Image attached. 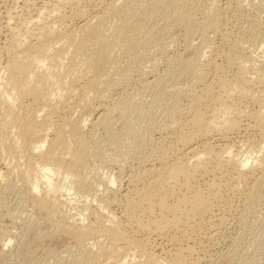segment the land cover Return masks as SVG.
<instances>
[{
  "label": "bare ground",
  "instance_id": "bare-ground-1",
  "mask_svg": "<svg viewBox=\"0 0 264 264\" xmlns=\"http://www.w3.org/2000/svg\"><path fill=\"white\" fill-rule=\"evenodd\" d=\"M41 1L22 0L0 15V217L25 216L32 200L51 232L74 242L55 254L48 238H38L48 264H187L191 233L227 190L243 196L238 224L251 229L246 214L264 200V18L254 5L92 0L90 14L85 0ZM249 6V35L246 23L234 35L226 15ZM179 40L193 52L185 61L183 52L168 54ZM183 76L186 85L174 84ZM245 118L255 137L210 141L238 135ZM156 120L169 136L158 145L146 135ZM104 167L116 173L105 176ZM17 183L21 207H11L6 191ZM10 228L0 226V256L15 238ZM163 239L171 246L158 254L154 244ZM246 243L241 254L240 243L239 254L238 246L223 253L229 264L263 263L248 258L255 256Z\"/></svg>",
  "mask_w": 264,
  "mask_h": 264
},
{
  "label": "rangeland",
  "instance_id": "rangeland-1",
  "mask_svg": "<svg viewBox=\"0 0 264 264\" xmlns=\"http://www.w3.org/2000/svg\"><path fill=\"white\" fill-rule=\"evenodd\" d=\"M88 0H85V4H83L84 5V7L85 6H87L86 7V9L88 10V13H90V12H92V10L91 9H93L92 7H93V4H95V2H93L92 3V0H89V2H87ZM249 2H251V4H253L254 6V8H253V10H255V12H258V14H259V16L262 18H264V0H248ZM6 4H5V3ZM3 2V4H1L2 6V10L0 9V15L4 12V11H7V10H9V8L11 9V11L14 9V11H16V10H18L19 8H21V6H22V0H5ZM91 2V3H90ZM223 2H226L225 0H219V3L221 4L222 3V5H224L225 3H223ZM254 2V3H253ZM256 3V4H255ZM35 4H36V6L37 7H39V5L41 6L43 3H42V1L41 0H35ZM19 6V7H18ZM9 7V8H8ZM250 7V9L248 8V7H245V8H243V10L241 11L242 13H237L236 11H229L230 13H228L227 15H226V17H227V21H229L230 23H229V28H231V31H232V33L234 34V35H237V32H235V31H238L241 27H243V26H240V25H243V23L245 24L246 23V25H244L246 28H247V30L251 27H248L249 25H247L248 23L250 24V22L252 21V20H254V18H252V17H250V16H255V14L253 13L252 15H251V12L249 13V10L250 11H252V9H251V6H249ZM256 8V9H255ZM258 8V9H257ZM71 8H67V12L69 13V16L71 15V10H70ZM248 9V10H247ZM70 10V11H69ZM1 11H3V12H1ZM235 12V13H234ZM262 12V13H261ZM232 13V16L230 15ZM238 15H237V14ZM261 13V14H260ZM91 14V13H90ZM236 15V16H234V15ZM4 15V14H3ZM244 16V17H243ZM247 16V18H245ZM226 17H224V19L226 18ZM231 19V20H228L229 18ZM234 17V18H233ZM249 17V18H248ZM251 18V19H250ZM248 19H250V20H247ZM3 20H5L4 18L2 19L1 18V21H3ZM234 21V22H232L231 23V21ZM241 20V21H240ZM237 21V22H236ZM240 21V22H239ZM243 21V22H242ZM250 21V22H249ZM236 23V24H235ZM234 25V28L235 29H237V27H238V29L237 30H235L233 27H230V26H233ZM237 25V26H236ZM251 25V24H250ZM168 27H169V34L171 35V33L170 32H172L173 34H172V36H174V37H176L177 36V34L179 35L180 34V32H179V30L178 29H176L174 26H173V23H169L168 24ZM233 28V29H232ZM172 30V31H171ZM178 31V32H177ZM7 33V31H6V29L5 28H2L1 29V34H2V39H1V41L3 40V38L5 39V38H7V36H8V34H6ZM4 34H6L5 36H4ZM175 34H176V36H175ZM211 34V35H210ZM210 34H208L209 35V37H211V36H213V37H211L210 39L212 40V38H214L213 39V42H214V45H216V46H214L216 49H218V50H222V49H224V48H222V47H224V45L221 43V41H220V39H219V37L217 38V36H214V34H212V33H210ZM245 35V34H244ZM249 35V30L246 32V35H245V37H247ZM4 36V37H3ZM177 38H179V37H177ZM218 39H219V41H218ZM179 44H177L176 46H172V47H170L171 49L174 47V50L172 49H169V50H171V51H169L168 50V54L169 55H173V53H177V50L179 51L178 52V54H180L181 52H183V53H181L180 55H182L181 57H183V59L182 60H186V58L188 59L189 58V55H190V57H191V54L193 53L192 52V50H186V51H183L184 49H182L183 47H182V41L181 40H179ZM216 43V44H215ZM219 43V44H218ZM179 45V46H178ZM218 46V47H217ZM177 47H179V48H177ZM181 47V48H180ZM177 48V49H176ZM222 48V49H221ZM182 50V51H181ZM176 51V52H175ZM204 51V53L206 54V52L208 51L207 49L206 50H203ZM192 52V53H191ZM208 53V52H207ZM184 57H186V58H184ZM184 60V61H185ZM221 59H218L217 60V62L219 63V61H220ZM221 63V62H220ZM208 71H209V69H208ZM186 77V78H185ZM188 76H183L182 78L180 77V78H178L177 80H175V81H177V83L174 81V84H176V85H181V86H184V85H186L187 84V82H188V79H189V77L187 78ZM180 79H182V80H180ZM185 80V81H184ZM182 83H183V85H182ZM181 98V99H180ZM179 99L181 100V101H179V103H181L182 102V105H184V102L186 101L187 102V99L185 98V96L183 97V96H181V97H179ZM183 99H184V101H183ZM247 101V102H246ZM243 103H242V105H245V107L247 106V103H248V110H252L253 111V109H255V107H254V105H252V103L249 101L248 102V100H243L242 101ZM250 103V104H249ZM158 120L160 119V121H158V120H156V123L154 122V124H153V126H151L152 128H148L147 130H149L148 132L146 131V135H147V137L149 136L150 138H151V142L153 143L155 140V143H153V144H156V145H158V143H160V141H161V143H162V141H166V140H168L169 139V136L167 135L166 136V134H165V132H159L160 130L159 129H157V127H158V125H160V123H158V122H161V117L160 118H157ZM158 121V122H157ZM245 123H247V124H245ZM158 124V125H157ZM248 124H250V122H249V120L248 119H243L242 120V127H240V132L238 133V135H240V136H238L237 134H233V135H235V137H233V135L231 134V136L229 135V137H228V139H226V140H218V137H216L215 136V138L212 140V139H210V141L213 143V144H215L216 143V145L219 143L220 145L222 144V142L221 141H223V144H225L224 142H226V144H229V143H231V142H233L234 141V139L235 140H237V139H240V137H241V139L243 138L244 139V137L246 138L247 137V132H249V134L251 133V135H252V132H255L252 136L253 137H255L256 136V131L254 130V129H252V128H249V126H248V128H246L247 126L246 125H248ZM119 125V124H118ZM118 125H116V128H117V130H119V128L117 127ZM157 125V126H156ZM119 127H120V125H119ZM245 127V128H244ZM242 129H245V130H242ZM247 129V130H246ZM244 132V133H243ZM162 133H164V134H162ZM245 133H246V136H244L245 135ZM159 134V135H158ZM248 134V135H249ZM237 135V136H236ZM251 135H249L250 137H251ZM248 136V137H249ZM148 137V138H149ZM166 139H165V138ZM237 137V138H236ZM153 138V139H152ZM164 138V139H163ZM160 139H162V140H160ZM158 140V141H157ZM227 140L229 141V142H227ZM214 141V142H213ZM157 142V143H156ZM160 143V144H161ZM135 161H133L132 160V163L130 162V165H129V168H130V170H133L135 167H137L138 166V161L136 160V159H134ZM136 162V163H135ZM133 164V165H132ZM136 165V166H135ZM109 168L110 167H104V168H102L104 171H102L104 174H105V176L107 175H112V172H114L113 174H115L116 172V169L115 168H113V167H111V170H109ZM113 169V170H112ZM110 171V172H109ZM112 171V172H111ZM15 181V182H14ZM17 181L15 180V178H14V180H13V183H16ZM19 183V182H18ZM18 183L17 184H15L16 185V187H14V189H12L13 191H11V190H7L6 191V202H7V204H9L8 206H11V207H13L14 206V204L17 206V207H21V206H19L20 204L18 203V201H16V199L17 200H19V195H20V190H21V188H20V185L18 186ZM20 184V183H19ZM202 184V183H201ZM125 187V186H124ZM124 187H123V189H124ZM202 187H203V184H202ZM15 188H18V191H17V189L15 190ZM204 188V187H203ZM223 190H227V189H223ZM228 192H224V191H222V195H223V201H221V200H219V201H217L215 204H216V208L214 207V211H215V213H214V211H213V213H211L210 215H212V216H210V215H207L205 218H204V220L202 221V222H204V223H202L201 224V226H198V227H200L201 229H199L198 227V229L196 228L195 229V231H194V233L192 232L191 233V238H192V240H191V238H190V240L192 241H190L189 240V245H190V243H191V247L193 246V248L194 249H192V250H194L192 253H191V255H192V257L194 258H190L189 257V255H188V257H186V262L185 263H187V264H192V261H193V263L195 264H229V262H230V260H231V258H232V256H227V257H224V256H226L225 254L227 253V251L228 250H234V247H236V246H238V247H236L237 249L239 248V243H240V247H242V251L241 250H239L238 252H236L237 254H239V252H240V254L241 253H243L244 251H245V243L248 245V241L249 240H251V242H252V248H251V252H252V256H255L256 257V259H255V257H251V254L250 253H248V258L250 259V260H254V261H257V259H259V260H261V262L263 261V263L262 264H264V224L261 222V220H263L261 217H263V215H264V200H262L261 202L259 201V202H255V208L253 207L252 208V210L249 212V213H247L246 214V217H247V221H249V223H250V226L253 228V225L254 224H256V225H254V228L252 229H250V228H248V226L246 227L245 225L243 226V225H240L242 222L241 221H238V220H240V219H238V218H240L241 216H242V214H243V211H242V207H243V196L241 197V194L239 195V193H237V192H233V191H231V190H227ZM263 191H264V188H263ZM231 192H233V194L231 193ZM19 193V194H18ZM226 193V194H225ZM231 193V194H230ZM237 195H239V196H237ZM18 196V197H17ZM21 196V195H20ZM225 197H227L226 199H225ZM15 201H16V203H15ZM225 201V202H224ZM20 202V201H19ZM22 202V201H21ZM25 202H27V203H25L24 205H25V207L26 208H24L23 209V211H22V213H21V215H25L26 216V218H28V215H29V220L28 219H26L25 218V216H21V217H19V218H10V217H12V216H7V215H5L4 214V212H2V214H1V217H0V221H1V223H0V226H7V228H9V227H11L10 229H11V231L13 232V234H15V232L13 231V230H15L16 231V235H14V239H13V241L9 244V246H7L6 247V253L4 254V256H0V264H41V263H43V264H48V261H44V252H41V251H43L42 250V248H41V250L38 248V249H36L37 247H36V241H37V239L38 238H43L44 239V237L45 238H48L49 239V242H48V244H49V246H51L50 248L52 249V250H54V253L55 254H59L60 252H61V250H63L64 249V247H72L73 245H74V242L72 241V240H70V239H67V238H64V240H63V237L61 238V236H59V235H54V233H53V231L51 232V230H52V228L49 226V225H47L45 222H44V219H41V218H43L39 213H38V215H37V212H36V204L31 200H25ZM224 202V203H223ZM33 203V204H32ZM13 206H12V205ZM19 204V205H18ZM23 204V203H22ZM120 209L121 208H117L116 209V213H120ZM216 209V210H215ZM257 211H256V210ZM240 210V211H239ZM254 210V211H253ZM24 211H26V213L25 214H23L24 213ZM219 211V212H218ZM242 211V212H241ZM35 212H36V214H35ZM241 212V213H240ZM252 212V213H251ZM253 212H257V213H254L253 214ZM33 213H34V216H32L33 215ZM218 214V215H217ZM240 214V215H239ZM250 214V215H249ZM5 215V216H4ZM35 217V219L33 218L32 219V217ZM36 215V216H35ZM217 215V216H216ZM249 217H248V216ZM259 215V216H258ZM4 216V217H3ZM9 218V219H7V217ZM38 216V217H37ZM253 216H255V218H258V220H259V218H261L260 219V221L258 222V220L256 219V222L254 221L255 220V218L253 217ZM24 217V218H23ZM252 217V218H251ZM210 218V219H209ZM215 218V219H214ZM2 219H3V221H2ZM12 219H13V221L15 222V226L12 224V223H14L13 221H12ZM19 219V220H18ZM208 219V220H207ZM241 219H242V217H241ZM250 219H252L251 221H253V222H251L250 221ZM254 219V220H253ZM16 220V221H15ZM22 220H24V221H22ZM42 220V221H41ZM219 220H220V222H219ZM12 221V222H11ZM30 221V222H29ZM207 221H209V222H207ZM212 221V222H211ZM21 222V223H20ZM23 222V223H22ZM26 222H28V223H26ZM42 222V223H41ZM209 223V224H208ZM214 223V224H213ZM238 223H240V224H238ZM1 224H4V225H1ZM10 224H12V225H10ZM26 224H28V226H27V228H26ZM212 225V228L213 229H210L211 227L210 226H208V225ZM240 225V226H239ZM214 226V227H213ZM241 226H243V227H241ZM12 227H14V228H12ZM206 228V229H205ZM241 228V229H240ZM201 230V231H200ZM206 230V231H205ZM242 230V231H241ZM239 231H241V233H243V234H241ZM244 231V232H243ZM196 232V233H195ZM198 232H200L199 234H198ZM24 233V234H23ZM51 233H52V235H53V237L52 236H50L51 235ZM194 234V235H193ZM212 234V235H211ZM238 234H241V236H240V238H238L239 237V235ZM49 235V236H48ZM202 235V236H201ZM55 236V237H54ZM236 236H237V238H236ZM50 237H51V239H50ZM140 238L142 237V236H139ZM241 237H242V239H243V242H242V240H241ZM52 238H55V239H52ZM233 238L235 239V240H238V239H240V241H239V243L237 242V244H236V246L235 245H231V244H234V240H233ZM62 239V240H61ZM193 239H194V241H193ZM245 239H247V240H245ZM201 240V241H200ZM246 242H245V241ZM160 241H161V243H160ZM158 240L157 242H155V244L157 245H155L154 244V247H156L155 249L153 248V250L156 252V253H158V254H161L162 253V251L160 250V247L162 248V250L164 251V249H165V251H166V249H167V251H168V246H171V245H169V243L167 244V243H165V239H163V240ZM231 241H232V243H231ZM72 242V243H71ZM167 245H165L164 243ZM167 242V241H166ZM195 242V243H194ZM159 243V244H158ZM163 243V244H162ZM69 244H72V246L71 245H69ZM243 244V245H242ZM162 245V246H161ZM164 245H165V248H164ZM54 246H56V247H54ZM160 246V247H159ZM195 246V247H194ZM232 246H234V247H232ZM232 247V248H231ZM243 247L245 248V249H243ZM33 248L37 251V253H35L36 251L34 250L33 251ZM54 248V249H53ZM158 248V249H157ZM235 248V249H236ZM44 249V248H43ZM60 249V250H59ZM170 249V248H169ZM236 249V250H237ZM257 249H259V251H260V249H261V251L259 252ZM59 250V251H58ZM244 250V251H243ZM253 250V251H252ZM34 253H33V252ZM39 251V252H38ZM58 251V252H57ZM257 251H258V256L259 257H257V255L256 254H254V253H257ZM226 252V253H225ZM254 252V253H253ZM32 253H33V256H32ZM194 253V254H193ZM223 253H225V254H223ZM196 254V255H195ZM254 254V255H253ZM190 255V256H191ZM197 256V257H196ZM199 256V257H198ZM208 256V257H207ZM250 256V257H249ZM196 257V258H195ZM204 257V258H203ZM197 258L198 259H200V260H198L199 262H197ZM252 258V259H251ZM261 258V259H260ZM196 259V262L194 261ZM211 259V260H210ZM36 260H37V262H36ZM210 260V261H209ZM258 260V262H260ZM52 261V262H51ZM54 259L53 260H49V263L51 264V263H54ZM188 261H190V262H188ZM56 263V262H55Z\"/></svg>",
  "mask_w": 264,
  "mask_h": 264
}]
</instances>
